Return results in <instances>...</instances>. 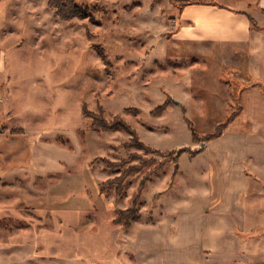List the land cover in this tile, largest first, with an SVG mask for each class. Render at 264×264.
I'll list each match as a JSON object with an SVG mask.
<instances>
[{"label": "rangeland", "instance_id": "374dc122", "mask_svg": "<svg viewBox=\"0 0 264 264\" xmlns=\"http://www.w3.org/2000/svg\"><path fill=\"white\" fill-rule=\"evenodd\" d=\"M76 1L91 15L62 20L48 0H0V264H135L136 232L198 210L192 195L206 186L188 162L207 142L192 132L224 134L249 87L221 51L182 44L177 0ZM84 107L134 134L93 129ZM132 141L150 150H127ZM132 155L129 166L149 164L124 198L101 193L118 176L108 163ZM152 171L140 218L114 224Z\"/></svg>", "mask_w": 264, "mask_h": 264}, {"label": "crops", "instance_id": "0c3cea01", "mask_svg": "<svg viewBox=\"0 0 264 264\" xmlns=\"http://www.w3.org/2000/svg\"><path fill=\"white\" fill-rule=\"evenodd\" d=\"M177 1L182 44L199 56L221 51L220 65L249 87L226 132L188 162L192 182L206 186L192 195L198 210L136 232L135 264H264V221L254 214L264 213V0Z\"/></svg>", "mask_w": 264, "mask_h": 264}, {"label": "trees", "instance_id": "16d2710c", "mask_svg": "<svg viewBox=\"0 0 264 264\" xmlns=\"http://www.w3.org/2000/svg\"><path fill=\"white\" fill-rule=\"evenodd\" d=\"M183 4H189L188 2H184ZM48 7L53 9V11L62 19V20H70L74 17H82V16H90L91 15V8L89 7H82L80 6L76 0H48ZM252 25H255L252 23ZM166 105L158 107L152 114L154 113L155 116H159L165 109ZM83 114L87 116L92 121L93 129H98L101 131H111L117 128L128 134H134V131L131 127L124 122L119 117L116 118L115 122L108 123V121L99 115H94L88 113L84 107ZM225 127L227 125H224ZM224 127V128H225ZM223 128V127H222ZM223 131V130H222ZM222 131H218L213 135H207L204 138H200L197 132H192V138L194 142L203 144L205 142L212 141L217 139L223 135ZM4 129L0 127V133H3ZM11 135H24L25 130L22 128H14L11 130ZM138 146L144 149H148L147 147H143L140 142L132 141L129 144L125 145L127 150H131L133 147ZM187 151V150H185ZM181 151V152H185ZM192 155H195L197 152L190 151ZM134 160H138L135 155L130 156L128 159L123 160L119 163H111L109 162V167L115 171V174H118L114 179L108 180L104 182L101 186V193H105L107 195L114 194L117 200H122L126 194L127 185L129 178L136 175L137 173H144L145 168L149 164L148 161H142L140 165H131L129 166L128 163L133 162ZM156 171L149 172L145 175V179L141 182L139 188L134 193L133 198L131 199V205L128 209L119 211L117 218L113 221L114 224L122 225L128 228L134 221L140 218V209L142 206V196L143 191L149 176L153 175Z\"/></svg>", "mask_w": 264, "mask_h": 264}]
</instances>
